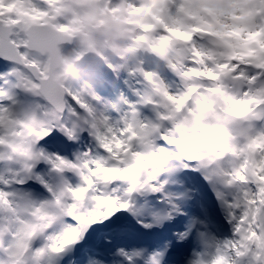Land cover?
Listing matches in <instances>:
<instances>
[{"label": "snow or ice", "instance_id": "obj_1", "mask_svg": "<svg viewBox=\"0 0 264 264\" xmlns=\"http://www.w3.org/2000/svg\"><path fill=\"white\" fill-rule=\"evenodd\" d=\"M209 35L82 88L0 30V264H264V64Z\"/></svg>", "mask_w": 264, "mask_h": 264}, {"label": "rangeland", "instance_id": "obj_2", "mask_svg": "<svg viewBox=\"0 0 264 264\" xmlns=\"http://www.w3.org/2000/svg\"><path fill=\"white\" fill-rule=\"evenodd\" d=\"M179 3L180 2L177 3V0H172L167 12L163 14L161 18L163 23H165V29L171 30L173 32L175 40L174 42H176L179 37H187L186 27L190 24L188 23L186 25H183L182 23H180L178 16ZM206 3L214 10L216 21L219 23L216 27V30L214 29V31L210 33L209 37H207L209 43L211 44L212 42H215V47H217L220 52L224 53L228 51L229 46L230 48L232 47L236 49L237 57H239L241 60H250L251 62H256L257 59H259V56H262L261 64H264V54L257 55L254 53L253 56L250 55L248 58V56L245 55L242 51L245 48L244 39L248 30L244 26L243 22L238 19L241 13L239 9L240 0H206ZM128 13L131 15L130 11H128ZM128 13L123 14L122 18H127ZM220 24L222 25L221 28H223V31L225 33L233 34L231 40L222 42L221 39L212 36L213 34L215 35V31L220 28ZM225 27H228V30ZM260 39L261 38H259V40ZM260 46V49L263 48V42L260 43ZM73 86L89 88L85 87L83 82H76Z\"/></svg>", "mask_w": 264, "mask_h": 264}]
</instances>
